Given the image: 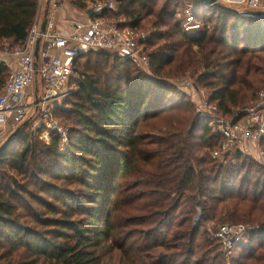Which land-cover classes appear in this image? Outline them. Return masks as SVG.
<instances>
[{
  "label": "trees",
  "instance_id": "trees-1",
  "mask_svg": "<svg viewBox=\"0 0 264 264\" xmlns=\"http://www.w3.org/2000/svg\"><path fill=\"white\" fill-rule=\"evenodd\" d=\"M69 1L86 13L112 1L91 18L151 30L150 68L81 54L75 90L55 107L67 140L29 121L0 154V264H264V164L240 145L213 158L224 138L177 81L192 77L244 122L264 93V16L198 7L192 35L181 0ZM39 10L0 0V42L24 45ZM10 75L0 64V89ZM225 223L254 228L230 259L213 232Z\"/></svg>",
  "mask_w": 264,
  "mask_h": 264
},
{
  "label": "built area",
  "instance_id": "built-area-1",
  "mask_svg": "<svg viewBox=\"0 0 264 264\" xmlns=\"http://www.w3.org/2000/svg\"><path fill=\"white\" fill-rule=\"evenodd\" d=\"M233 8L245 10H262L264 0H216ZM112 1L96 3L90 8L94 14H101L105 8H113ZM215 4H208L212 6ZM186 33L202 30V23L198 20L196 10L189 5L185 8L182 19ZM52 23H48L47 31L43 35L38 68L35 67V49L37 39L41 34L39 24H35L24 45L11 47L7 43L0 45V64L7 65L8 58H14L15 67L5 85L0 89V122L5 125L7 135L15 127L23 123L32 109L51 120L50 130L60 129L52 118L50 103L60 101L72 93L71 78L74 74L76 59L83 53L92 50H107L119 53L125 59L131 60L139 68L149 70L150 58L143 41L152 33L151 30L137 32L128 27L120 28L116 24L102 19H91L90 26L83 30L75 27L71 34H57L51 30ZM180 87L185 92H192L196 84L192 80H179ZM33 90H29L30 88ZM264 94V93H263ZM218 107H210L209 101L196 105V111L212 119L213 129L224 138L221 150L214 152L213 158H221L240 145L248 154L255 156L264 164V111L248 109V117L244 122L232 123L222 117H214ZM54 127V128H53ZM57 129V131H58ZM59 132V131H58ZM67 130L60 131L64 141ZM4 133V132H3ZM0 132V145L7 139L6 134ZM254 228L246 224H223L214 233V237L221 241L225 250L232 249L236 242Z\"/></svg>",
  "mask_w": 264,
  "mask_h": 264
},
{
  "label": "rangeland",
  "instance_id": "rangeland-1",
  "mask_svg": "<svg viewBox=\"0 0 264 264\" xmlns=\"http://www.w3.org/2000/svg\"><path fill=\"white\" fill-rule=\"evenodd\" d=\"M45 1L46 0H40V4H41V7L43 8L44 6H45ZM181 2H182V7L181 8H178V10H177V12H179L178 13V18L182 21V19H183V13H184V10H185V8L189 5L190 7H192V9L193 10H197V8L198 7H200V10L202 11V10H204V8L205 7H208V3H206V2H202V3H199V0H181ZM159 4H161V3H159ZM211 7V6H210ZM184 8V9H183ZM236 9H238V8H236ZM239 9H241V8H239ZM144 31H147V30H144ZM194 33H196V32H194ZM194 33H191L192 35H195ZM201 33V32H200ZM197 34V33H196ZM2 43V42H1ZM0 45H3V44H0ZM182 79H184V80H192L193 82H195V84H196V88L194 89H191L192 90V92H190V94H191V97L193 98V101L195 102V107H196V105L197 104H201V103H204L206 100H208L209 101V97H208V93L207 92H205V91H203L198 85H197V83H196V81H195V79H193L192 77H190V76H187V77H181L180 79H178L177 81H179V80H182ZM179 85H180V83H179ZM71 89H72V91L73 90H75V88L74 87H71ZM33 89H31V91H32ZM69 97V95L66 97V98H68ZM66 98H63V99H61L60 101H55V102H53V103H50L49 105H48V108L50 107L51 108V114H52V118H54L55 119V121L57 122V124H58V127H60V129H58V131L60 132V131H64V129H66L65 127H64V125H62L61 124V122H60V119L56 116V113H55V107L56 106H62L63 105V102H64V100L66 99ZM209 105H210V107H212V106H217L215 103H211L210 101H209ZM255 105H256V102H255ZM264 107V94L263 93H261V95H260V99H259V101L257 102V105L256 106H252V107H248V108H254V109H258V110H260L259 108L260 107ZM262 111H264V109L262 110ZM213 116L215 117H222V118H225L227 121L229 120V121H231L232 123H237V122H234L233 120H232V118H228V117H226V116H224V115H222L219 111H218V109H217V112L216 113H214L213 114ZM29 121H32V123H33V126L35 127V128H38V127H44L45 129H44V132H43V137L44 138H46V139H49V129H51L50 128V125H52L51 124V120H50V118H48V116H45V115H41L40 114V112H38L36 109H32L30 112H29V114L27 115V117L25 118V120L23 121V123H21V124H19L17 127H15L14 128V130L16 129V128H18L19 126H22L23 127V125H24V123H27V122H29ZM53 126V125H52ZM54 128V127H53ZM57 129H55V130H57ZM13 130V131H14ZM13 131L8 135V137L13 133ZM65 143V142H64ZM255 156H258L257 155V153H255ZM212 223H210V224H208L209 226L211 225ZM225 224H244V223H225ZM221 225H223V224H221ZM220 225V226H221ZM246 225H248V226H250V227H252L253 228V226H251V225H249V224H246ZM216 230H214L213 232H215ZM243 238V237H242ZM241 238V239H242ZM243 245H244V243L242 242V241H240L238 244H236L232 249H230V250H227V251H230L229 253H228V259H230L231 257H235V256H238L241 252H242V248H243ZM224 248V247H223Z\"/></svg>",
  "mask_w": 264,
  "mask_h": 264
},
{
  "label": "crops",
  "instance_id": "crops-1",
  "mask_svg": "<svg viewBox=\"0 0 264 264\" xmlns=\"http://www.w3.org/2000/svg\"><path fill=\"white\" fill-rule=\"evenodd\" d=\"M49 10V22L52 23L51 30L57 34H71L74 32V28L81 26L83 30H87L90 26L91 17L86 13L78 9L73 5L69 0H51L48 5V0L45 1V6L42 8L40 4L39 15L37 17L36 23L39 24L40 28L45 18L46 12ZM264 10V6L263 9ZM194 33V32H192ZM197 34L200 31L196 32ZM194 33V34H196ZM9 44L11 47L13 45L10 42H4ZM7 66L12 70L17 67L16 61L14 58H8ZM30 88L29 90L33 89ZM5 125L0 122V132L4 135L6 132ZM9 135V134H8ZM8 135L6 136L8 138Z\"/></svg>",
  "mask_w": 264,
  "mask_h": 264
},
{
  "label": "water",
  "instance_id": "water-1",
  "mask_svg": "<svg viewBox=\"0 0 264 264\" xmlns=\"http://www.w3.org/2000/svg\"><path fill=\"white\" fill-rule=\"evenodd\" d=\"M50 1L51 0H48V5L50 4ZM199 1L206 2L208 4H215V5L219 6V7L230 9V10H236L233 7H230V6H227V5L223 4V3L217 2L216 0H199ZM247 13L252 14V15H257V16H262V15L264 16V10H248ZM48 14H49V10L46 12L45 18H44L43 23L41 25V34L38 37L37 43H36V49H35V67H36V69L38 68V65H39L40 50H41L43 35L47 31V27H48V23H49ZM87 14L90 17H92L94 15V12L90 8L87 11ZM21 128H22V126H19L18 128H16L13 131V133L0 145V154L11 146L13 139L19 133Z\"/></svg>",
  "mask_w": 264,
  "mask_h": 264
}]
</instances>
